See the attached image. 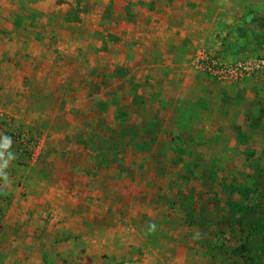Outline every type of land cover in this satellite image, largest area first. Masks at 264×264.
I'll return each mask as SVG.
<instances>
[{
  "label": "rangeland",
  "instance_id": "374dc122",
  "mask_svg": "<svg viewBox=\"0 0 264 264\" xmlns=\"http://www.w3.org/2000/svg\"><path fill=\"white\" fill-rule=\"evenodd\" d=\"M148 1L0 0V264H264V159L219 160L206 182L186 156L203 144L181 143L188 120L157 132L169 114L146 95L164 82L160 59L115 61L113 37L123 42L122 21ZM212 2L223 25L200 23L184 45L196 58L264 60V0ZM233 213L225 246L241 232L248 246L237 258L211 251Z\"/></svg>",
  "mask_w": 264,
  "mask_h": 264
},
{
  "label": "crops",
  "instance_id": "0c3cea01",
  "mask_svg": "<svg viewBox=\"0 0 264 264\" xmlns=\"http://www.w3.org/2000/svg\"><path fill=\"white\" fill-rule=\"evenodd\" d=\"M142 4H145V7L142 9L144 15L140 20L136 19V21L130 22L125 18L122 21L121 28L126 30V35L121 37L124 39L123 42H119L120 37H113L116 39L114 45L119 46L114 48L113 53L117 57L114 60L120 61L121 64H129L128 62L132 61V55L135 54L134 51L137 54L143 53L140 55H145L146 63L153 62L149 61V56H152L153 60L154 58L160 59L161 71L156 78L164 82L162 87L152 88L153 90L150 89V93L147 92L146 95L156 99L154 101L158 106L157 115H162L163 111L169 114L163 115L165 123L158 122L157 132H162L163 124L181 128L183 126L178 122L188 120L189 131L184 134L189 140H182L181 143L203 144L196 151L186 149L188 153L186 156L196 160V165L200 166L197 171H204L199 174L205 177L206 182L212 175L210 171H214V163L216 164L219 160L239 161L248 160V158L256 161L263 160L264 137L262 136L260 140L253 138V135L248 131V129H252L251 131L254 129L256 135L257 133L264 134V85L261 83L262 75H260L262 71L250 78L241 79L239 82L220 81L196 66L195 54L200 50L199 47L193 48V46H185L183 43L185 38L182 37V33L193 35L194 32H197L200 23H204L209 32H212L211 24H214L215 27L222 26L223 7L217 6L212 0H184L179 3L178 0H150ZM213 15L215 18L212 22ZM105 16L112 21V14L106 13ZM204 17L207 18V21H211L209 25ZM104 22H100L103 23L102 26L105 24ZM37 24L38 22L29 23L31 29L38 27ZM134 24L136 25L134 26ZM122 29L120 30L123 31ZM116 32L118 33V31ZM202 35L204 44L201 46L212 43L211 41L206 42L210 40L208 37L210 34L205 35L202 31ZM121 48H125L123 61L117 60L122 53ZM142 48L145 51L141 50ZM183 48H185V52ZM221 50L222 53H228V57L230 55L236 57L237 52L232 47L220 48V52ZM222 53H220L221 56ZM8 54L7 58L10 57ZM141 59L143 62V58ZM10 63L15 64L14 62ZM2 68H4L3 65ZM9 74L13 75L11 72ZM144 75H141L142 79H149L147 74ZM1 82H4L3 79L0 80V86ZM139 93L142 94V91ZM140 97L144 99L143 95ZM141 104L142 107L145 104L148 105L145 102ZM192 121H195L196 124H193ZM184 126L186 127V124ZM157 136L159 139V134ZM254 139L256 141L253 142ZM167 142L172 143L170 137ZM247 143L257 146L247 148L244 146ZM193 152L195 155L192 154ZM203 160L207 161L206 167L201 165ZM259 166L258 163L254 164L253 171H261ZM4 193L5 189L3 188L0 190V198Z\"/></svg>",
  "mask_w": 264,
  "mask_h": 264
},
{
  "label": "built area",
  "instance_id": "2783aa9c",
  "mask_svg": "<svg viewBox=\"0 0 264 264\" xmlns=\"http://www.w3.org/2000/svg\"><path fill=\"white\" fill-rule=\"evenodd\" d=\"M195 62L200 70L225 82H237L264 69L263 59H240L231 64L220 57L208 56L205 53H200Z\"/></svg>",
  "mask_w": 264,
  "mask_h": 264
},
{
  "label": "trees",
  "instance_id": "16d2710c",
  "mask_svg": "<svg viewBox=\"0 0 264 264\" xmlns=\"http://www.w3.org/2000/svg\"><path fill=\"white\" fill-rule=\"evenodd\" d=\"M240 59H242V58H240ZM251 155H252V154H251ZM190 175H191V173H190ZM190 175H189V176H190ZM237 210H240V209H237ZM204 221L207 222L206 220H204ZM237 221H238V220L236 219V215H235V213H233V215H230V214H229L228 217H224L222 224H224L226 227L228 226V229L220 228V229L218 230V231L221 232L220 234H223V235H224V238L221 240V243H222V244L220 245L221 247H218L219 243L213 245L214 248L211 249V251H212L213 253H216L217 251H220V252H223V253L229 255L230 258H232V257H236V258H237L238 256L243 255V254H244L243 252H244L245 250L248 249L247 243L243 242L244 240H246L247 237H245V234L241 232V234L237 235V236H239V238H237V239H238V241L241 242V244H237V245H235V247H232V248H231V246H228V247L231 248V249H230V252H229V253L225 252V250H226V251L229 250L228 247L225 246L227 233L230 231L229 233H232V236L235 237V235H234V233H233V228H234V230H235V227H236V226L238 227L239 222H237ZM233 222H234V223H233ZM207 223H210V221H208ZM207 223H205V225H206ZM237 223H238V224H237ZM202 224H203V223H202ZM200 225H201V223H200ZM215 234L217 235V234H219V232H217V231H216V233L213 232V235H214V236H215ZM237 236H236V237H237ZM224 241H225V242H224ZM206 243H210V242L207 241ZM244 255H245V254H244ZM233 264H236V260L233 261Z\"/></svg>",
  "mask_w": 264,
  "mask_h": 264
}]
</instances>
